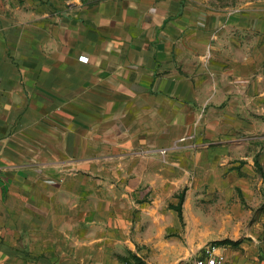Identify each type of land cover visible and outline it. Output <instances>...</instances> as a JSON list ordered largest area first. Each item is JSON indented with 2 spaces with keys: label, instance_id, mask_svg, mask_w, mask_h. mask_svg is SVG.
<instances>
[{
  "label": "crops",
  "instance_id": "0c3cea01",
  "mask_svg": "<svg viewBox=\"0 0 264 264\" xmlns=\"http://www.w3.org/2000/svg\"><path fill=\"white\" fill-rule=\"evenodd\" d=\"M258 156L264 0H0V264H264Z\"/></svg>",
  "mask_w": 264,
  "mask_h": 264
},
{
  "label": "rangeland",
  "instance_id": "374dc122",
  "mask_svg": "<svg viewBox=\"0 0 264 264\" xmlns=\"http://www.w3.org/2000/svg\"><path fill=\"white\" fill-rule=\"evenodd\" d=\"M258 158L261 160V163L263 164V168H264V157L262 156H258ZM257 179H261L264 181V176H262L261 174H255L254 177H253V181H256ZM205 209H208V206L207 205H204ZM246 208H251L252 209V213L256 214L257 216L259 215H263L264 214V201L259 203V204H255V205H245ZM176 238L178 240H181V241H184L185 238L183 235H181L179 232H177L176 234ZM205 242L203 243V245L199 248H194L193 252L194 253H199L200 251L199 250H204L207 246L209 245H213V244H220L218 242H220V240H222L220 238V236L218 237H209V238H205ZM236 245V244H234ZM233 246V245H232ZM147 256V255H146ZM261 260L264 261V257H260ZM130 260L131 262H133V264H148L145 260H143L142 258H134L132 254H130ZM135 262V263H134Z\"/></svg>",
  "mask_w": 264,
  "mask_h": 264
},
{
  "label": "built area",
  "instance_id": "2783aa9c",
  "mask_svg": "<svg viewBox=\"0 0 264 264\" xmlns=\"http://www.w3.org/2000/svg\"><path fill=\"white\" fill-rule=\"evenodd\" d=\"M82 59H87V56H81ZM183 137L182 139H184ZM165 152V149L161 150ZM228 256L220 244L207 246L200 254L194 257L193 264H227Z\"/></svg>",
  "mask_w": 264,
  "mask_h": 264
},
{
  "label": "trees",
  "instance_id": "16d2710c",
  "mask_svg": "<svg viewBox=\"0 0 264 264\" xmlns=\"http://www.w3.org/2000/svg\"><path fill=\"white\" fill-rule=\"evenodd\" d=\"M256 162H257V166L259 167L260 171L262 172V175L264 176V172L262 170V166L259 163V160L257 159ZM175 208H177L181 212V205H176ZM224 241H230L233 244H236L237 243L236 241L228 240V239L227 240H224Z\"/></svg>",
  "mask_w": 264,
  "mask_h": 264
}]
</instances>
